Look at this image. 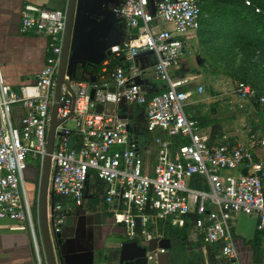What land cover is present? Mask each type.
Masks as SVG:
<instances>
[{"label": "built area", "instance_id": "obj_1", "mask_svg": "<svg viewBox=\"0 0 264 264\" xmlns=\"http://www.w3.org/2000/svg\"><path fill=\"white\" fill-rule=\"evenodd\" d=\"M201 5L202 0H124L110 12L146 41L111 46L113 63H103L93 75L95 82L65 74L48 181L51 242L65 223L64 204L81 207L87 184L96 179L105 186L103 204L111 208L127 242L145 244L154 238L150 227L182 228L191 217L204 244L216 247L225 264H239L232 226L234 216L244 214L257 220L264 249V137L249 133L244 143L236 144L223 137L219 145H212L201 123L186 113L194 78L175 75L185 53L184 38L201 27ZM244 5L264 15L263 7L252 0H244ZM66 12L32 4L21 9L20 34L47 39V57L35 84L12 89L4 84L0 66V219L25 224L35 248L34 201L24 171L27 161L34 160L41 177ZM161 23L170 28H158ZM145 51L154 55L156 80L166 85L152 96L135 82L142 80L143 71L133 58ZM203 92V86L197 87L196 93ZM234 92L244 101L256 97L243 82ZM258 103L264 105V94ZM109 104L145 107V129L155 146L153 166L145 161L143 144L131 133L128 119L105 111ZM97 105L103 107L101 113ZM15 106L23 110L17 125L12 118ZM195 178L206 188L191 187Z\"/></svg>", "mask_w": 264, "mask_h": 264}, {"label": "crops", "instance_id": "obj_2", "mask_svg": "<svg viewBox=\"0 0 264 264\" xmlns=\"http://www.w3.org/2000/svg\"><path fill=\"white\" fill-rule=\"evenodd\" d=\"M123 1L76 0V12L83 6L86 14L84 20H81L78 25V15L75 13L69 40V54L73 50V44L76 43L79 50L76 58L80 61L95 67H101L104 62L113 63V58L109 57L107 51L109 44L105 41V29L98 23L99 20L105 18H107L110 26L119 24V29L122 31L115 45L129 42L132 46H138L139 41H146L144 36L138 38V30L127 29L110 12V9ZM25 4H32L49 10L67 11L69 0H0L1 74L4 84L14 90L35 84L47 57L46 38L34 34L22 35L19 32L21 9ZM159 25H157L158 28ZM202 27L189 33L184 38L185 52L187 51L188 54H192V51L197 52V49L201 48L197 35L201 32ZM166 28H170V25H167ZM191 59L193 62L191 68H189V60L182 59L180 68L175 71L177 76L194 78L190 84L194 95L186 106L187 114L201 123L203 132L210 138L212 145H219L223 141V137L234 144L244 143L247 135L239 127L242 120H240L237 128L230 121L221 122L223 119L228 118L230 114H218L216 109V112H209L212 105L216 106L226 98L220 99L215 95L207 96L204 93H196L197 87L202 86V82L197 81L201 73L195 71L200 58L197 56L191 57ZM139 63L143 67L141 81L143 92L146 95L152 96L166 89L165 83L157 80L156 83L151 84L150 79L145 77L148 68H154V55H143ZM78 68L79 74L75 79L85 80L82 78V68ZM94 69L91 66L87 67V71L91 75H94ZM191 71L195 72L192 73ZM192 98L194 99L191 100ZM226 103H229L228 99L225 100ZM108 106L114 107L111 113H116L121 118L128 119L131 133L138 138L142 137L139 140H142L141 144H143V157L150 167L153 166L155 146L152 142L153 135L147 133L145 129V107L139 106L138 108L134 105H123L126 108L120 107L117 109L115 105L109 104ZM104 109L106 111V108ZM22 114L23 110L20 106L13 108L12 118L15 125L19 124ZM142 134L143 136H140ZM37 168L28 165L26 168V178L30 181V184L26 185L31 192V198H33L34 187L39 178L35 174ZM195 180L200 179H194L190 186L200 188ZM97 182L87 184L84 203L81 207H75L70 202L64 204L66 210L65 223L59 240L56 239L51 242L55 264H119L118 249L121 243L126 242L124 229L121 225L114 223L111 208L103 204L102 197L105 186ZM187 224L188 222L186 223V231L184 232L186 237L184 240L168 237L172 241L171 264H193L192 253L188 251L192 248L195 249V252L196 250L199 253L202 252L206 264H225L216 247L204 244L200 233L197 232V245L194 246L191 243L187 234L189 229ZM167 227L164 229L150 227L149 233L154 238H165L164 234ZM171 228L181 229L179 227ZM232 231L239 264H264L263 236L257 231V220L254 217L237 214L233 219ZM35 236L37 248H35L31 232L25 224L0 219V264H47L40 227L38 226H35ZM140 242L142 245L143 242L139 241L138 243L140 244Z\"/></svg>", "mask_w": 264, "mask_h": 264}, {"label": "rangeland", "instance_id": "obj_3", "mask_svg": "<svg viewBox=\"0 0 264 264\" xmlns=\"http://www.w3.org/2000/svg\"><path fill=\"white\" fill-rule=\"evenodd\" d=\"M204 2L207 9L204 11L205 15L202 19L208 20L197 35L201 48L197 49V52L191 50L192 54H188L186 51L182 59L189 60V68H191L193 66L191 57L198 56L200 62L196 64L195 71L201 73L197 81L202 82L204 95H215L220 99H228L229 103L225 104L226 99H223L216 106L212 105L209 112L213 113L217 110L218 114H230L221 122L230 121L234 127L238 128L240 120H242L239 127L246 135L259 133L264 137V106H260L258 103V97L264 94V48L256 45L258 32L251 25H246L243 20L231 14L230 10L235 7L236 0H204ZM166 27L167 25L163 23L159 25V28ZM153 69L152 67L148 68L145 75L146 79H150L151 84L157 82ZM78 74L79 68L76 71V76ZM241 82L254 89L255 98L244 101L236 96L234 91L237 84ZM115 107L117 109L126 108L123 105ZM137 107L139 108V106ZM105 108L107 112L111 113L114 107L106 105ZM142 126L143 124L141 130ZM27 165L38 167L36 161L28 160ZM26 172L25 170L24 180L29 185L30 181L26 178ZM232 174H236V172H232ZM95 181L97 182L96 179H91L89 183H95ZM39 188L40 179L38 178L33 193L36 227H39ZM186 220L189 228L187 232L189 240L196 246L198 230L191 217H187Z\"/></svg>", "mask_w": 264, "mask_h": 264}, {"label": "water", "instance_id": "obj_4", "mask_svg": "<svg viewBox=\"0 0 264 264\" xmlns=\"http://www.w3.org/2000/svg\"><path fill=\"white\" fill-rule=\"evenodd\" d=\"M76 0H69V5L67 8V19H66V30L64 36V44L62 48L61 60L59 64V69L56 77V87L54 95V105L51 112V122L47 136V148L46 156L43 162V167L40 177V188H39V227L42 237V242L46 254L47 264H55L54 255L52 251V243L50 240V235L48 231L47 222V196H48V181L50 173V162L51 153L53 148V139L55 128L57 126L56 121V110L57 103L60 99L61 88L64 84L65 74H71L72 77H76V71L78 67L82 68V78L89 80L90 82H95V77L87 71V67L90 66L83 61L76 58L79 53L78 46L76 43L73 44V50L69 54V40L71 36V30L74 23L75 13L78 15V25L83 21L86 12L83 6L76 12ZM103 29H105V41L108 45L107 51L109 53V48L116 44V40L122 31L119 29V24L114 26L108 25L107 18L99 20L98 22ZM143 55H153L150 51H145L139 53L133 58V63L141 71L143 67L140 65L139 61ZM95 68V66H92ZM136 84L141 85L142 81L137 78L135 80ZM113 91V89H111ZM94 91H91L90 97L93 98ZM103 107L101 105L96 106V112L101 113ZM60 235H56V239L59 240ZM172 250V241L168 238H152L145 244H139L138 242H123L120 244L118 249V263H133V264H171L170 261V251ZM158 251H163L159 253ZM158 252V253H157ZM202 256L200 264H206L202 252L199 253Z\"/></svg>", "mask_w": 264, "mask_h": 264}, {"label": "trees", "instance_id": "obj_5", "mask_svg": "<svg viewBox=\"0 0 264 264\" xmlns=\"http://www.w3.org/2000/svg\"><path fill=\"white\" fill-rule=\"evenodd\" d=\"M253 3L257 6H261L264 9V3L260 2L259 0H252ZM202 11L204 13V11L207 9L205 6V2L204 0H202V5H201ZM231 14L234 16H237L238 18H240L241 20H243L245 22L246 25H251V27L258 32V39L256 41V45H258L259 47L264 48V15L263 14H255L254 10L252 8L246 7L244 5V0H236V5L233 9L230 10ZM205 14V13H204ZM203 20L201 21V27L204 25V23L207 21ZM92 67V65H90ZM88 66V67H90ZM100 67H95V69L93 70V74H96L99 71ZM80 80V79H78ZM261 106V105H260ZM264 106V105H262ZM36 177L39 176V171L37 168V171L35 172ZM197 179V178H195ZM196 184L198 187L200 188H206L204 186V184H202V180H195ZM186 231V225L184 227H182L181 229H173L171 227H167L165 230V238H176L178 240L180 239H185V234L184 232Z\"/></svg>", "mask_w": 264, "mask_h": 264}, {"label": "flooded vegetation", "instance_id": "obj_6", "mask_svg": "<svg viewBox=\"0 0 264 264\" xmlns=\"http://www.w3.org/2000/svg\"><path fill=\"white\" fill-rule=\"evenodd\" d=\"M190 253H192V260L193 264H200L202 256L199 254V252H195V249L192 248L191 250H188ZM199 251V250H198Z\"/></svg>", "mask_w": 264, "mask_h": 264}]
</instances>
